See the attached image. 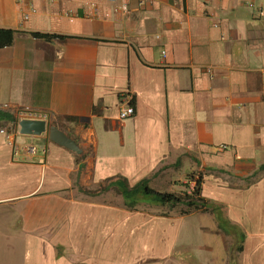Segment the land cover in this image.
Returning <instances> with one entry per match:
<instances>
[{
    "label": "crops",
    "instance_id": "crops-1",
    "mask_svg": "<svg viewBox=\"0 0 264 264\" xmlns=\"http://www.w3.org/2000/svg\"><path fill=\"white\" fill-rule=\"evenodd\" d=\"M0 29V129L78 147L0 133V264H264V0H0ZM197 178L190 209L118 187Z\"/></svg>",
    "mask_w": 264,
    "mask_h": 264
},
{
    "label": "trees",
    "instance_id": "trees-1",
    "mask_svg": "<svg viewBox=\"0 0 264 264\" xmlns=\"http://www.w3.org/2000/svg\"><path fill=\"white\" fill-rule=\"evenodd\" d=\"M14 32L12 30L0 29V49L8 47L13 42ZM0 117L8 118V116L0 112ZM194 181V186L190 194L176 195L173 193H160L150 189L146 182H140L133 188H128L125 184H120L119 191L124 201V206L133 209L144 198H149L155 204L175 208L177 205L184 204L186 207L193 208L203 204L200 198V178Z\"/></svg>",
    "mask_w": 264,
    "mask_h": 264
},
{
    "label": "built area",
    "instance_id": "built-area-1",
    "mask_svg": "<svg viewBox=\"0 0 264 264\" xmlns=\"http://www.w3.org/2000/svg\"><path fill=\"white\" fill-rule=\"evenodd\" d=\"M121 9L123 11H126L127 8L125 6H122ZM26 18L27 17L25 16L24 19H26ZM128 99L130 100V98H128ZM128 99H125L119 108V114H118L119 120H126V119L130 118L134 113V109L129 104ZM12 115H13L12 121H10L5 128L0 129V133L4 136V138L6 139L8 144L12 145V146H14V145L18 146V144H16V138L18 135H20L19 134V126H18V123L20 121H43V122H47V120H48V114L46 112L35 110L32 108H28V107H21V108L17 109L16 111H14V113H12ZM27 150L32 155H35L38 152L37 146L33 145V144H29L27 146ZM17 154H18V148H15L14 155H17ZM39 154H40L39 162L41 164H43L44 158L47 154V149L45 147H41L39 150Z\"/></svg>",
    "mask_w": 264,
    "mask_h": 264
},
{
    "label": "water",
    "instance_id": "water-1",
    "mask_svg": "<svg viewBox=\"0 0 264 264\" xmlns=\"http://www.w3.org/2000/svg\"><path fill=\"white\" fill-rule=\"evenodd\" d=\"M18 126L20 135L43 137L47 132L48 137L52 142L63 146L74 153H78V147L73 140L54 126L49 127L47 130L46 123L43 121H20Z\"/></svg>",
    "mask_w": 264,
    "mask_h": 264
},
{
    "label": "rangeland",
    "instance_id": "rangeland-1",
    "mask_svg": "<svg viewBox=\"0 0 264 264\" xmlns=\"http://www.w3.org/2000/svg\"><path fill=\"white\" fill-rule=\"evenodd\" d=\"M194 184H195V183H194V181L192 180V188H193ZM186 186H188V184H187ZM183 187H184V186H183ZM192 188H191L190 192L192 191ZM184 189H187V187H184ZM185 192H186V191H185ZM185 192H184V193H185ZM184 193H183V191H182L179 195H182V194H184ZM114 198H115V197H114ZM168 209H169V208H168ZM176 209H177V208H175L174 210H176ZM169 210H170V209H169Z\"/></svg>",
    "mask_w": 264,
    "mask_h": 264
}]
</instances>
